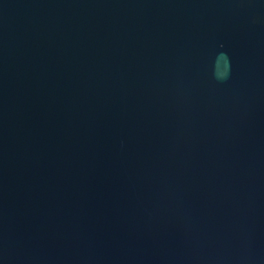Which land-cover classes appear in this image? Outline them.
Listing matches in <instances>:
<instances>
[{"label":"water","instance_id":"water-1","mask_svg":"<svg viewBox=\"0 0 264 264\" xmlns=\"http://www.w3.org/2000/svg\"><path fill=\"white\" fill-rule=\"evenodd\" d=\"M0 264H264V0H0Z\"/></svg>","mask_w":264,"mask_h":264}]
</instances>
